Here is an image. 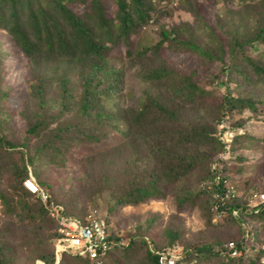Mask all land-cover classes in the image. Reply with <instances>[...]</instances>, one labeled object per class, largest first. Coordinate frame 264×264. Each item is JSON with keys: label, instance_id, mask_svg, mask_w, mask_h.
I'll use <instances>...</instances> for the list:
<instances>
[{"label": "trees", "instance_id": "obj_1", "mask_svg": "<svg viewBox=\"0 0 264 264\" xmlns=\"http://www.w3.org/2000/svg\"><path fill=\"white\" fill-rule=\"evenodd\" d=\"M257 2L246 22L229 18L224 29L218 19L202 15L215 0L192 7L194 24L167 23L161 0H0V31L6 34L0 33V73L3 60L16 56L28 58L32 74L18 125L9 112H0V264H23L15 261L18 250L34 252L24 264H91L71 252L56 254L58 214L84 219L103 202L109 233L103 264H159L158 256L180 242L175 264H264V241L255 238L264 232V186L236 188L230 197L222 176L227 158H247L237 147L244 138L252 144L243 148L264 155V132L257 138L238 132L244 111L255 118L264 113V0ZM149 24L158 39L143 41ZM201 29L209 43L198 39ZM258 43L263 51L247 52ZM113 50L125 59L122 67L110 61ZM168 50L192 53L201 65L171 64ZM125 67L148 85L129 106L113 100L121 97ZM229 84L246 95L220 91ZM6 98L0 88V105ZM112 129L121 140L85 159L83 182L52 190L43 167L64 166L73 148L100 143ZM224 129L232 132L229 147ZM202 166L205 185L196 191L188 181ZM31 175L47 192L45 203L24 187ZM167 195L177 211L196 207L208 229L201 233L209 235L189 240L169 226L158 242L140 225L117 236L110 223L114 214ZM218 213L235 227L236 237L216 235L228 231L213 217Z\"/></svg>", "mask_w": 264, "mask_h": 264}, {"label": "rangeland", "instance_id": "obj_2", "mask_svg": "<svg viewBox=\"0 0 264 264\" xmlns=\"http://www.w3.org/2000/svg\"><path fill=\"white\" fill-rule=\"evenodd\" d=\"M210 0H185L181 2L178 0L179 5L177 6V0H161V5H166L164 9H168L166 15L163 16L167 23L171 21L178 22L180 20L188 21L194 24L195 17L191 14L193 8H198L205 6ZM176 8H175V7ZM174 7V8H173ZM259 7L257 0H215L211 7L203 9L202 15L212 22L214 19H218L224 29H229L227 21L230 18L237 22L238 18L242 21H247L246 19L251 15V11H256ZM261 8V7H260ZM259 8V9H260ZM197 26V25H196ZM143 28L142 33L143 41L149 39L157 40L156 33L153 32L155 27L149 24ZM142 30V31H143ZM3 37L6 36L4 31H0ZM198 39L201 43H209L210 37L208 33L203 29L197 32ZM248 53L254 55L263 51L261 44H256L252 48L248 49ZM120 53L116 50L112 51L111 62H113L116 67H122L125 65V59L123 57H118ZM8 56V54H7ZM118 57V58H117ZM165 57L171 64L178 66H198L201 65L198 56L192 53H186L182 50H168L165 53ZM31 62L28 58L9 56L3 60L1 64V77H0V88L7 93V98L4 103L0 105V112H9V120L13 125H18V114L17 111L22 109L27 102L29 97H27L26 81L32 75L28 73L30 69ZM33 67V66H32ZM209 69V68H208ZM71 86L75 93V79L74 75H70ZM122 90L120 91L121 97L115 96L114 101H118L121 105L129 106L134 105L136 101L140 98L142 92L148 88L145 82H142L136 75L134 68L127 69L125 67V74L123 78ZM229 88L222 86L220 91H231L233 95H246L242 92V87L232 89V84H229ZM262 106H259L261 108ZM260 117L255 118L252 111L246 110L242 114L241 118L244 120L245 125L240 127L239 133H250V136L259 137L260 133L264 132V113L258 114ZM239 115H235L234 119H237ZM239 120V119H238ZM238 120L234 121L235 124ZM226 126H230L228 123ZM222 126V125H221ZM221 126L219 129H221ZM227 128V127H226ZM224 129L221 134L226 131ZM232 134L229 131L223 133L222 138L225 140L224 134ZM263 135V134H262ZM228 139L230 137L228 136ZM121 140V136L115 131L110 130L108 138L100 143H93L90 145H78L70 151L67 157V161L62 167H43V176L47 179L48 183L52 185V190L62 189L68 187L72 184L75 186L83 182L84 176L88 172V166L85 159H88L90 155L95 154L101 148H109L115 143ZM252 144V140H241L237 143V147L240 150L243 149L246 159H230L227 158L225 165L229 169L227 172H222V176L227 177V184L231 185L232 188L238 192L240 190L247 191L248 189H261L264 186V167H263V152L262 151H252L243 146H249ZM230 146V145H229ZM228 146V147H229ZM85 161V162H84ZM203 166L196 169L191 174L189 179V185L193 190L200 189L205 185ZM31 168L29 167V172ZM237 188V189H236ZM168 187L163 188L167 190ZM237 192V193H238ZM107 200L109 198L106 196ZM111 202V201H110ZM249 203H252L250 200ZM103 208L99 209L98 213L105 217L107 214L106 204L103 202ZM87 208L90 207L89 203L85 204ZM211 212L214 213L213 209ZM3 217L2 207L0 206V218ZM216 221L221 226L222 230H228L224 232L217 233V236L221 237H236L235 227L231 226L228 220L218 213L213 215ZM111 227L117 229L116 233L123 236L125 232H133L138 230V226L149 228L148 236L153 240L161 241L162 236L164 237L165 229L169 226L175 227L185 238L192 239L200 235H209L208 233H201L206 230L207 227L200 215L199 210L196 207H188L185 210L177 211L172 201L171 195L164 196L159 199H152L146 203H141L138 205H127L122 208V211L117 212L113 215L112 220H110ZM229 227L228 229H226ZM219 228V229H220ZM208 230V229H207ZM264 230V229H263ZM260 234V233H259ZM257 239H262L264 241V232L260 235H255ZM179 247L176 249H182L183 242L176 244ZM34 255L32 251H22L15 252V261L17 263H29L30 259ZM141 255V254H140ZM36 264V263H35ZM128 264V263H125ZM190 264H198L196 260H193ZM201 264H210L208 262H202Z\"/></svg>", "mask_w": 264, "mask_h": 264}, {"label": "built area", "instance_id": "obj_3", "mask_svg": "<svg viewBox=\"0 0 264 264\" xmlns=\"http://www.w3.org/2000/svg\"><path fill=\"white\" fill-rule=\"evenodd\" d=\"M224 137L226 142H230L232 134L227 135L225 133ZM23 185L29 192L35 193L44 203L47 201L48 194L37 184L32 175L24 180ZM51 215H54V212H51ZM58 223L56 254L71 252L87 257L91 264H103V258L109 248V233L105 219L97 211L90 212L84 219L58 214ZM178 251L175 248L170 254H160L158 263L175 264ZM240 253L241 251H233L232 255L237 256Z\"/></svg>", "mask_w": 264, "mask_h": 264}, {"label": "clouds", "instance_id": "obj_4", "mask_svg": "<svg viewBox=\"0 0 264 264\" xmlns=\"http://www.w3.org/2000/svg\"><path fill=\"white\" fill-rule=\"evenodd\" d=\"M232 133V132H231ZM224 140V139H223ZM225 141V140H224ZM226 142V141H225ZM227 143V146H228V142H226ZM35 179V178H34ZM225 183L227 184V182L225 181ZM38 184V183H37ZM227 187H228V189H227V194H230V197H233V195H234V189L232 188V186L231 185H228L227 184ZM232 189V190H231ZM44 190V189H43ZM45 191V190H44ZM46 192V191H45ZM47 193V192H46ZM42 201V200H41ZM43 202V201H42ZM44 203V202H43ZM98 212V211H97ZM100 215V214H99ZM101 216V215H100ZM103 219H105L104 217H103ZM117 236H120L121 237V235H119L118 233H117ZM176 247H179V246H176ZM175 247V248H176ZM174 248V249H175ZM180 248V247H179ZM173 250V249H172ZM171 250V251H172ZM180 251H181V249H179V251H178V257H179V254H180ZM178 257L176 258V260L178 259Z\"/></svg>", "mask_w": 264, "mask_h": 264}]
</instances>
